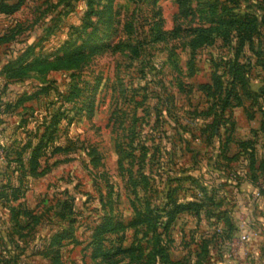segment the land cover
Segmentation results:
<instances>
[{"label": "rangeland", "instance_id": "rangeland-1", "mask_svg": "<svg viewBox=\"0 0 264 264\" xmlns=\"http://www.w3.org/2000/svg\"><path fill=\"white\" fill-rule=\"evenodd\" d=\"M18 4L13 13L4 8ZM0 5L4 263L163 264L161 247L164 264H214L222 245L212 234L220 209L210 203L211 190L222 198L227 184L220 181L249 168L238 142L253 138L261 121L242 98L217 125L224 98L218 91L229 88L234 58L241 64L250 55L247 44L239 43H253L260 52L259 59L251 56L248 79L252 89L264 87L259 67L264 24L250 40L224 27L200 44L196 31L235 15L264 17V3L0 0ZM219 77L222 86L214 89ZM231 121L235 130L226 145ZM41 140L47 144L30 163ZM262 140L255 139L257 160L264 155ZM236 154L237 160H227ZM176 205L189 209L163 231L156 217ZM229 217L237 226L244 221L240 213ZM103 224L113 231L95 237ZM236 224L231 231H239ZM60 234L64 238L53 243Z\"/></svg>", "mask_w": 264, "mask_h": 264}, {"label": "trees", "instance_id": "trees-1", "mask_svg": "<svg viewBox=\"0 0 264 264\" xmlns=\"http://www.w3.org/2000/svg\"><path fill=\"white\" fill-rule=\"evenodd\" d=\"M264 3V0H260ZM1 6V5H0ZM19 4L14 6V7H4L6 8V11L9 13H13L17 10ZM3 8V7H0ZM3 8V9H4ZM5 10V9H4ZM259 12V11H258ZM263 15L262 17L260 15H256V12L253 15H243V16H232L229 21H227L226 23H222L220 25L217 26H213V27H209V28H203V29H199L196 32H198L199 34V40H197V43H204L207 41L208 36L213 33V32H217L220 31L221 29H223L224 27H227L229 29H233L236 33H238V37L240 39H247L250 40L252 38V36L255 34L257 28L260 25L264 24V19H263ZM156 39H161L162 36L161 35H156ZM239 47L241 48L242 46H246L250 49H247L249 52L247 54L250 53V55H248L246 57V61L244 63H239L238 57L236 56L237 59L234 58V61L232 62L230 68V84H229V88L228 89H219L220 86H222V77L217 78L215 85H214V89L218 88V94L224 95L223 98V104L220 106V118L218 120L217 125L219 124L220 120L225 118L224 117V112L227 109H232L234 107H239L242 104V98L246 99L249 102V107L253 108L255 107L257 112L260 113L261 115V123L259 126L258 131H254L253 132V137L254 138H259L262 137L264 139V87H258V89H252V86L250 85L249 79H248V74H249V66L251 64L252 61V55H256V58H261L262 56L260 55V52L257 53V50L254 51V49H252L253 43L251 45V43H239ZM259 44V43H257ZM254 52H252V51ZM94 51V50H92ZM239 51V50H238ZM253 53V54H252ZM77 55L80 56V52H77ZM254 55V56H255ZM261 56V57H260ZM263 64V62L261 63ZM264 65V64H263ZM248 66V67H246ZM246 67V68H245ZM260 69L262 70L264 66H259ZM244 70V71H243ZM262 85H264V74L263 77L261 79ZM209 87H207L206 90H208ZM251 119V118H250ZM223 122H225L223 120ZM229 128L230 131L227 135V140H226V145H228L227 142L231 141V136L233 134V131L235 130V125L234 122L231 121L229 124ZM232 132V133H231ZM47 144L43 142V140H41L33 149L31 152V159H30V163H33L35 158L37 157V154L39 151H41V149L43 147H45ZM240 147H244L242 150L246 151L247 156V160H248V169L249 171L252 173L251 174V178L253 181L256 180V176L254 174V172H259V175L264 178V157L262 159H260L259 161L255 158L254 155V141L251 140H247V141H240L239 143ZM29 146L26 145V150ZM226 148L222 147L220 154L225 153ZM4 154L6 156V151H4ZM227 158V157H225ZM238 159V154L233 155L230 158H227V160H229V162L233 161V160H237ZM226 171H231V169H229V167L224 168ZM30 171H34V168H30ZM213 188V187H212ZM212 193L209 197L210 203H214L213 205L215 206L216 209H220V212L218 213V215L215 218V225L221 224L222 225V235H220V237L216 236L214 233H212L213 235H215L218 238H215V242L221 240V241H225L227 239H229L232 235H233V231L232 230V223L230 221V217H229V213L227 211H222L221 207H222V198L217 199V195L215 192V190H211ZM190 205V204H189ZM173 207V206H172ZM189 208L186 206H179L176 205L175 207H173L171 210H167L164 211V216H157V222H156V226H160L162 228L163 231H167L168 227L170 226V224L173 222L175 215L177 213H179L180 211H186ZM95 237H99L102 236L108 232L113 231V228L110 227V225L107 224H103L100 227H97L95 230ZM64 234V233H63ZM60 234V235H56L54 237V240L52 241L53 243H59L65 235ZM213 235L209 236L208 240L213 238ZM211 241V240H210ZM209 241V242H210ZM160 241L158 240L156 243L157 248L159 247ZM205 245H207V243H204ZM101 249V246L98 247V251ZM166 249H162L161 247H159V249H157V252H160L158 255H160L161 257H165L164 259V263H167V256L163 255V251H165ZM163 263V264H164ZM0 264H5L4 263V259H3V246H1L0 244ZM149 264V263H148Z\"/></svg>", "mask_w": 264, "mask_h": 264}, {"label": "crops", "instance_id": "crops-1", "mask_svg": "<svg viewBox=\"0 0 264 264\" xmlns=\"http://www.w3.org/2000/svg\"><path fill=\"white\" fill-rule=\"evenodd\" d=\"M254 111L257 112L256 108ZM255 139L256 138L253 137L247 140L256 142ZM255 146L256 144H254V155ZM240 150L242 149L239 148L237 152ZM263 157L264 155L260 159ZM260 159H258V161ZM240 172L241 173L237 171V173H234V171H232L229 179L220 181L221 183L223 182L227 184L226 187L224 186L225 188H222V191L225 193L222 197L221 210L227 211V208L229 207H227L225 203L230 202L232 205H235L233 208H229L232 209L231 214L240 213L244 216V221H241L238 226L236 224L237 222L233 219L234 217H230L231 223L236 224L235 228L239 230L237 232L234 231L233 234L238 235L244 231L256 232L257 236L251 241L250 258L247 264H264V178L259 175V172H254L256 180L253 181L251 178L252 173L248 168L245 169V167L243 171ZM258 188H261L262 196L259 194V196L256 197V193H259ZM220 259L221 257L216 255L212 260L214 264H219Z\"/></svg>", "mask_w": 264, "mask_h": 264}, {"label": "built area", "instance_id": "built-area-1", "mask_svg": "<svg viewBox=\"0 0 264 264\" xmlns=\"http://www.w3.org/2000/svg\"><path fill=\"white\" fill-rule=\"evenodd\" d=\"M259 193H256V197ZM213 233L220 237L222 225H215ZM257 236L254 231H244L238 235H232L229 239L221 241V259L219 264H247L250 258L251 241Z\"/></svg>", "mask_w": 264, "mask_h": 264}]
</instances>
